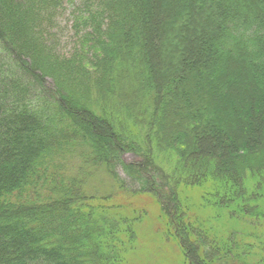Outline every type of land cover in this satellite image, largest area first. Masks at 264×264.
<instances>
[{"label": "trees", "instance_id": "1", "mask_svg": "<svg viewBox=\"0 0 264 264\" xmlns=\"http://www.w3.org/2000/svg\"><path fill=\"white\" fill-rule=\"evenodd\" d=\"M152 1L87 5L84 18H74L78 41L68 52L60 48L62 0H0V264H127L133 233L117 215L116 197L126 193L117 166L144 179L171 211L189 259L195 250L207 251L210 233L203 224L193 231L192 224L189 232L176 186L212 179L223 196L240 193L257 202L252 189L263 185L251 181L264 174V0H159L171 14L172 34L166 43L171 54L162 63L156 61V27L147 12ZM198 18L200 44L205 41L206 52L225 63L213 75L212 62L188 51ZM231 72L250 78L241 102L248 137L241 136L244 121L234 120L235 129L231 121L229 130L217 128L211 139L206 108L216 101L205 106L195 81H211L231 97L237 89L222 87ZM185 113L183 128L173 124V115ZM138 136L141 146L134 143ZM216 140L220 150L196 157L204 141L216 148ZM158 155L175 160L171 174L153 166ZM77 156L88 160L73 166L70 158ZM98 175L115 180L119 191L100 197L88 187ZM217 193L203 202L215 197L214 205L224 204ZM236 203L239 211L244 200ZM231 237L226 253L242 254Z\"/></svg>", "mask_w": 264, "mask_h": 264}, {"label": "rangeland", "instance_id": "2", "mask_svg": "<svg viewBox=\"0 0 264 264\" xmlns=\"http://www.w3.org/2000/svg\"><path fill=\"white\" fill-rule=\"evenodd\" d=\"M62 1L65 7V13L60 18V22L63 23L61 30L63 43L60 45V48L64 49V51L71 52L74 44L78 41V37H76L73 32V24L75 22L74 18H76L77 15L84 18L86 6L89 4L94 6L99 2V0ZM158 1L159 0H153L147 9V12L149 13L148 17L152 20L154 28L156 27L153 31L154 36L157 37L153 36L155 54L158 59H156V61L162 63L166 62L171 54V49L169 50L166 44L167 41L169 42L171 40L170 36L172 35L168 30V25L170 23L169 16L171 14L167 11L168 9L165 1L161 4ZM200 21L201 20L198 18V20H196V24L194 25V29H196L194 30L195 38L192 37L191 32L187 31L190 37L194 40L193 43L190 42L188 51L195 54L201 53V56L200 54L197 55V60L200 62L208 60L209 62H212L214 67L211 66L210 75L211 73L213 75L214 72H212V69L219 67L223 70L222 68L225 63L222 59H215L214 55L210 56V53L206 52L207 50L204 48L205 41L202 40L203 42L200 44L197 31L200 28ZM179 41L180 40H178V42ZM183 44L180 42V49L183 48ZM164 47H166V49H163ZM180 49L177 48L179 51ZM202 50L204 51L203 53L201 52ZM184 52L186 53V49H184ZM173 54V60H175V58L179 56V52L176 53L174 51ZM231 73L226 75L225 81L222 83L223 89H227L230 93L233 88L237 89L236 94H233L231 97H228L229 93L226 95L225 93L220 92V89L215 86V83H212L209 79V84L207 81H197V83L195 81V89H200L202 92L199 98L205 106L208 105L213 98V100L216 101L212 108H206V110H209V113H207L205 119H209L208 117L212 116V120L207 121V123L210 122V127H213V129L209 128L210 131L213 132L211 139L217 138L218 135L215 136L217 128L227 131L229 130V123L232 121L231 128L235 129L236 126L233 123L234 120H241L242 122L245 120L241 102L244 97V91H246L245 88L247 86V81H250V78L247 73H245L246 79L238 74H234V72ZM202 79L207 80L206 77H203ZM47 80L48 87L54 88L53 80ZM213 85L217 88L216 93L213 92ZM256 85L258 89L261 90L263 84L256 83ZM182 106L185 107V103L182 104ZM186 116L187 113L182 116L173 115V124L177 123V125L180 126L179 128H183L186 123H183L182 118H185ZM244 124L246 125L245 121ZM245 125L244 127L241 125V129H243V131H241L242 134H240L243 139H247L248 137V134H245V128L249 127L248 125L245 127ZM216 141V148H214L215 145L212 144V142L204 141L200 145V148L198 149L199 154L196 155V157L205 158L217 148L220 150L219 148H221V145L218 140ZM134 143L137 146H141L143 141H141L140 136H138V139H135ZM143 149H146L145 146ZM261 149L262 147L260 146L258 150ZM129 156L130 155H127L126 157ZM81 157L82 156H77L76 159L70 158L71 161H75L73 166H77L79 161L88 160ZM156 159L157 160L152 162L153 166L157 165L159 168H164L167 174H171L170 172L175 169V160L173 158L170 159L167 157L164 159V157H159L158 155ZM262 161L264 160L262 159ZM255 162L257 165L262 163L261 161ZM152 171L153 169L151 172ZM116 172L120 181L125 184L126 190V193L121 194L122 196L116 197L115 201H118L117 204L120 207L117 211V215H119L120 218L122 217L127 220V224H124L123 226L132 229L133 233V246H131L128 250L127 264H196L195 261H200L204 264H264V174L253 178L251 181V184L253 183L257 187L258 185L259 187L263 185V188H261L260 191L252 189L253 192L257 193V196H255L257 202L253 201L254 198L252 196L244 194L241 195L240 193H225L223 196L222 191H216L217 189H221V185H217L219 182H215L212 179H208L207 182L201 183L200 186H189L184 183L174 188L180 199V218L185 223L186 227H188V230L192 224L194 225L192 226V231L194 229L193 227L203 224L206 227L207 232L210 233L209 239H206L208 246L207 251L204 253L202 248L195 250L191 253V259H189V255L185 247L180 245V240L175 235L176 233L172 227V221L169 216L171 215L169 213L171 211L169 209H163L159 201V197H157V195H155L152 191H149V188L145 187L144 179H133L121 166H117ZM98 176L99 177L92 179L91 186L88 187L94 189V191H100V197L107 196L106 198H109V194L112 193L113 190L119 191V186L115 180L109 179L106 175ZM173 177L170 178L173 179ZM213 192H219L220 195L217 197L224 198L225 200L223 201L226 204H221L220 202L219 204L214 205L213 202L216 203L217 199L215 197H210L211 201L209 204H205L203 201H206L209 195ZM230 195L232 197H229ZM247 199L249 200V203H247ZM239 200H244V205H238L240 209L239 211H236V202H239ZM254 202L257 204H254ZM226 206L231 207L229 208ZM191 235L195 239L196 236L193 232ZM230 237L231 241H233V244L237 248V251L242 252V254L238 253L239 256L236 255V249L226 253L227 250L224 246L227 245V241L230 240Z\"/></svg>", "mask_w": 264, "mask_h": 264}]
</instances>
